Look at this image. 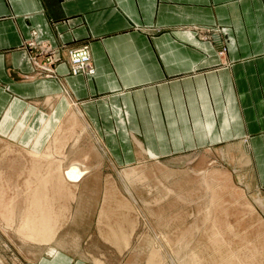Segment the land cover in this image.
Returning <instances> with one entry per match:
<instances>
[{"label":"crops","instance_id":"obj_1","mask_svg":"<svg viewBox=\"0 0 264 264\" xmlns=\"http://www.w3.org/2000/svg\"><path fill=\"white\" fill-rule=\"evenodd\" d=\"M85 44L95 72L72 75ZM66 120L121 165L236 144L263 183L264 0H0V141L60 151Z\"/></svg>","mask_w":264,"mask_h":264},{"label":"rangeland","instance_id":"obj_2","mask_svg":"<svg viewBox=\"0 0 264 264\" xmlns=\"http://www.w3.org/2000/svg\"><path fill=\"white\" fill-rule=\"evenodd\" d=\"M92 131L66 120L52 141L62 150L50 148L46 160L0 141L3 264H264V205L257 200L264 182L250 152L217 144L121 165ZM72 162L87 173L62 183L56 166ZM48 176L44 194L40 180ZM47 211L46 228L54 227L48 243L23 238L17 230L25 220Z\"/></svg>","mask_w":264,"mask_h":264},{"label":"bare ground","instance_id":"obj_3","mask_svg":"<svg viewBox=\"0 0 264 264\" xmlns=\"http://www.w3.org/2000/svg\"><path fill=\"white\" fill-rule=\"evenodd\" d=\"M68 65H69V63H68ZM69 72L72 75L79 74V73L73 74L70 71V67H69ZM94 72H95V68H94L93 74H94ZM81 73L91 74V73H87V72H81ZM55 141H56V139H55ZM53 144H54V142H53ZM60 151H61V149H60ZM30 154L32 156H34L35 158L46 160V159L52 158L53 153L47 151V152H43L39 155L38 154L35 155L34 153H31V152H30ZM86 169L87 168H84L80 171V169H78L74 164H71L65 168H63L61 166V164L56 166V170L58 173L59 180L62 183H70V184H76V181L80 178V176L83 174V172H85ZM40 185H42L41 191H43L44 194H47L48 190L50 189V185H51V179L49 178V176L42 178L40 180ZM36 199H38V202H39L38 196H36ZM38 206L41 207V205H39V204H38ZM46 207L47 208L49 207V209H51L50 205H46ZM33 215H30L32 218H30V217H28L27 219L25 218L26 220L23 223V228L21 227L22 229H25L26 228L25 226L29 225L30 227H28V231L23 232L20 227H19L20 230L18 229L17 231L23 236V238H26L27 240L32 241L31 243H34V244H37V243L44 244L45 243V244H47L49 238L52 236V231L54 230L53 226L50 227V229L46 228L47 223L49 221H51V214H50V212L47 211V212H41V214H39V217L36 214H33ZM49 246H50L49 244L45 245L44 249H47Z\"/></svg>","mask_w":264,"mask_h":264},{"label":"built area","instance_id":"obj_4","mask_svg":"<svg viewBox=\"0 0 264 264\" xmlns=\"http://www.w3.org/2000/svg\"><path fill=\"white\" fill-rule=\"evenodd\" d=\"M67 58L70 67V71L73 74L87 72L93 73L94 67L91 60L90 49L87 44L82 45L80 47L71 48L67 51ZM54 61L51 57L48 58V66L46 68H53ZM47 74H51L47 72Z\"/></svg>","mask_w":264,"mask_h":264}]
</instances>
